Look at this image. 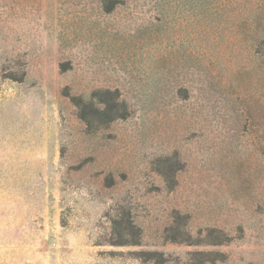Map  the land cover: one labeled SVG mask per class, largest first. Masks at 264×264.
<instances>
[{
  "label": "rangeland",
  "instance_id": "374dc122",
  "mask_svg": "<svg viewBox=\"0 0 264 264\" xmlns=\"http://www.w3.org/2000/svg\"><path fill=\"white\" fill-rule=\"evenodd\" d=\"M147 251L264 264V0H0V264Z\"/></svg>",
  "mask_w": 264,
  "mask_h": 264
},
{
  "label": "trees",
  "instance_id": "16d2710c",
  "mask_svg": "<svg viewBox=\"0 0 264 264\" xmlns=\"http://www.w3.org/2000/svg\"><path fill=\"white\" fill-rule=\"evenodd\" d=\"M122 0H100L102 7L105 11H111L118 3ZM112 94L109 90H105V92L98 91L96 96V102L102 105V108H94V110L98 114H108L109 120L121 117L122 114L119 113L121 109L122 103L117 100V98H110L107 95ZM92 105V102H90ZM84 117L83 115L81 116ZM84 119V118H83ZM178 216V217H177ZM179 215H176L173 219V223L166 234V239L170 240L171 242H181L186 244H210V245H220L228 241L230 237L225 233H222L220 230L214 227H206L204 229V235L199 237H193L190 231L187 228L186 223H179ZM182 218V217H181ZM117 223V219L113 221ZM127 227L131 233L136 237L137 228L134 224L130 221L127 223ZM121 235V232H119ZM117 244H137V240H128L123 239L121 242H116ZM193 258L194 264H202L204 262H212L217 260L219 254L216 251H194L191 253ZM146 256L149 257L148 259L154 260V264H157V257L158 259L162 258L163 255L161 252L158 251H147Z\"/></svg>",
  "mask_w": 264,
  "mask_h": 264
}]
</instances>
